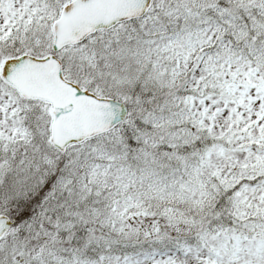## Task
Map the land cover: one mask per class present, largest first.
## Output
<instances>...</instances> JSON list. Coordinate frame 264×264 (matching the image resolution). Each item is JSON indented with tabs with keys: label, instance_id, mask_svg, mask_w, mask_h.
Returning <instances> with one entry per match:
<instances>
[{
	"label": "snow or ice",
	"instance_id": "6c2138e0",
	"mask_svg": "<svg viewBox=\"0 0 264 264\" xmlns=\"http://www.w3.org/2000/svg\"><path fill=\"white\" fill-rule=\"evenodd\" d=\"M0 264H264V0H0Z\"/></svg>",
	"mask_w": 264,
	"mask_h": 264
}]
</instances>
